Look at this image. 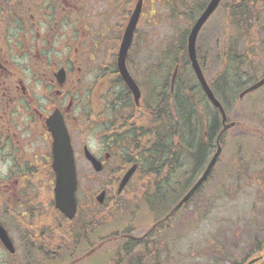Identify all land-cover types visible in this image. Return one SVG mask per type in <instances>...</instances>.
<instances>
[{
  "label": "flooded vegetation",
  "instance_id": "1",
  "mask_svg": "<svg viewBox=\"0 0 264 264\" xmlns=\"http://www.w3.org/2000/svg\"><path fill=\"white\" fill-rule=\"evenodd\" d=\"M136 1L0 0V228L15 247L12 254L0 240L6 255L2 264H12L18 245L31 260L54 253L53 243L64 216L55 206L54 137L48 126L53 118L65 127L77 171L80 162L87 163L89 177L95 178L114 165L111 174L116 176V188L135 169L126 188L133 181H147L161 202L168 197L182 199L206 171L217 147L219 126L205 159L195 157L186 131L175 126L179 108L195 111L183 93L187 88L183 73L193 75L196 93L211 104L188 60L187 41L181 48L187 61L176 63L172 73L165 55L148 62L146 99L138 85L141 97L136 102L122 81L117 58ZM172 2L143 0L136 33L143 19L150 16L148 3L164 9ZM210 2L195 12L185 8L182 16L194 20L193 27ZM133 46L134 41L131 49ZM247 57L248 85H252L256 82L251 77L256 71L255 57L252 53ZM117 82L125 86L124 93L111 87ZM194 114L197 118L196 111ZM213 125L203 132L207 145ZM194 130L199 132L201 126L195 124ZM78 179L79 214V171ZM202 188L192 193L188 204ZM99 193L91 194L88 205ZM167 221L168 216L154 228Z\"/></svg>",
  "mask_w": 264,
  "mask_h": 264
},
{
  "label": "rangeland",
  "instance_id": "2",
  "mask_svg": "<svg viewBox=\"0 0 264 264\" xmlns=\"http://www.w3.org/2000/svg\"><path fill=\"white\" fill-rule=\"evenodd\" d=\"M208 1L173 0L170 3L172 6L166 5L164 9L156 3H148L146 12L150 16L140 24L128 57L129 69L143 88L145 99L148 95V62L165 55L171 63L172 73L176 63L187 61L181 48L186 46L194 20L192 22L182 16L183 9L191 7V11L195 12ZM237 1L240 0H224L221 3L200 33L197 51L210 85L215 87L223 81L220 91L226 100V105L222 102L229 122L241 126L225 133L223 151L214 174L199 195L151 235L150 239L158 243L161 238H166L164 248L167 251L162 256V264H249L255 258L264 259V87L239 99V94L250 82V75L247 74L249 66L247 64L245 69L237 72L233 61V56L246 59L247 54L252 53V58L256 57L252 60L255 64L253 70L256 71L251 77L257 81L264 75V50L253 51L248 45L259 44L263 49L264 46L263 40H259L256 34L249 37L247 44L236 37L237 31L230 25L229 18L232 6L239 4ZM258 5L262 7V4ZM183 76L187 86L183 93L189 97L198 114L196 123L201 126L202 134L211 126L215 118L214 110L203 94L196 93L193 75L189 72L188 75L183 73ZM111 87L118 93L126 91L125 86L118 82ZM146 103L149 104L147 100ZM255 131H260V134ZM115 168L110 165L105 173L94 178L89 177L87 163L78 164L81 181L79 219L83 220L92 211L91 215L101 218V227L87 240V245L78 246L76 251L73 252V249L68 253L58 249L60 257L50 259L44 256L37 260H31L18 245V254L11 260L12 264H113L119 258H125L127 262L126 252L123 251H126L128 240L133 238L135 241L149 233L181 198L173 201L174 198L168 197L161 202L150 191L147 181L131 182L118 196L116 176L111 174ZM103 189L109 192L106 204L100 207L94 200L88 205L91 194ZM61 225L62 221H59V227ZM115 235L116 238L123 235L129 237L111 241L89 257L80 259L90 249L98 247L103 239ZM5 258L0 249V264ZM258 264H264V260Z\"/></svg>",
  "mask_w": 264,
  "mask_h": 264
},
{
  "label": "water",
  "instance_id": "3",
  "mask_svg": "<svg viewBox=\"0 0 264 264\" xmlns=\"http://www.w3.org/2000/svg\"><path fill=\"white\" fill-rule=\"evenodd\" d=\"M221 0H212L209 4L206 11L202 14V16L198 19L195 26L192 29V32L189 37L188 41V55L190 62L192 64V67L199 79V82L201 83L205 93L209 97L210 101L216 107L222 117V123L224 125L223 132L231 129L234 127V123H230L226 125L227 122V116L226 112L220 103L218 101L213 92L211 91L209 85L207 84L204 75L201 71L198 59H197V51H196V42L198 35L206 23V21L209 19L211 14L216 10ZM142 11V0H139L137 3V6L134 10V13L129 21L126 34L123 38L121 49L118 56V70L121 74L122 79L124 80L126 86L129 88L130 92L134 95L136 101L139 100L140 97V90L136 82L133 80V78L130 76L127 66H126V59L128 56L129 48L132 44L133 36L137 28V24L139 22V18ZM264 86V78L256 83L255 85L251 86L250 88L246 89L240 97L243 98L245 95L261 88ZM48 126L50 128V131L53 134L54 137V144H53V153H54V171L57 175L56 180V187H55V198H56V208L65 215V217L69 220H73L77 213V201H76V191L78 187V180H77V172H76V163L74 158V152L72 149V146L70 144L69 138L67 136L65 127L61 121H57L56 118H53L52 122ZM223 132L220 134L218 139V151L211 160L206 172L201 177V179L196 184L193 191H195L197 188H199L208 178L211 170L216 165L218 158L220 157V154L222 152V148L220 145V139L223 134ZM87 154V153H86ZM88 156V154H87ZM90 158V157H88ZM100 170V169H97ZM133 173V170L123 179L120 188L119 193L122 192V190L125 188L126 184L128 183L131 175ZM189 193L177 206V209L181 208L185 203H187L192 195V192ZM105 199V192L102 193L98 197V201L100 203H103ZM0 239L2 243L11 251L14 252L12 243L10 242V239L8 238L7 233L0 228ZM257 262V260L252 261L250 264H254Z\"/></svg>",
  "mask_w": 264,
  "mask_h": 264
},
{
  "label": "trees",
  "instance_id": "4",
  "mask_svg": "<svg viewBox=\"0 0 264 264\" xmlns=\"http://www.w3.org/2000/svg\"><path fill=\"white\" fill-rule=\"evenodd\" d=\"M239 4H235L232 6L230 10V25L234 26L237 34L236 37L242 40L247 44L249 41V37L256 34L258 39L263 40L264 46V0H240L237 1ZM258 4H262V7L259 8ZM188 9V8H187ZM253 51H261L264 50L259 44L248 45ZM234 55L236 56V50H234ZM264 56V53H263ZM256 58V57H255ZM233 61L236 63L237 72H241L242 69H245L247 66L248 59H243V57H234ZM257 61V59H256ZM217 83L214 87L215 93L218 97L223 101L226 105V100L224 99V94L222 90L220 91L222 86ZM195 112V111H194ZM194 112L189 107H181L178 110V122L176 127H180L181 130L186 131V139L190 143V151L195 153V157L205 159V151L210 150L212 147L213 132L216 127L220 128L219 118L216 117L217 111L214 110L215 118L211 122V131L209 132V141L210 144H205V140L203 139L200 131L194 130L197 119ZM216 113V114H215ZM213 116V115H212ZM218 116V115H217ZM218 123H217V121ZM191 130V131H190ZM187 131H190L187 134ZM260 134V131H255ZM191 137V139H189ZM173 139L171 143H173ZM172 146V145H171ZM161 200V198H159ZM90 224H87L86 221H81L80 219H75L73 222H67V224H63L59 228V234L62 238L60 243V251L67 252L68 249L75 248L81 246L82 244L89 242V240L94 232L98 231L99 222H96V219H90ZM150 237L142 240L141 242L134 241L133 239L128 240L126 243V252L125 257H127V262L125 258L118 259L117 262L113 264H162V256L166 253V238H161L160 243L155 240L149 239ZM104 241L111 242L114 240H118L115 236H111L103 239ZM262 258V257H261ZM264 260V259H262Z\"/></svg>",
  "mask_w": 264,
  "mask_h": 264
},
{
  "label": "bare ground",
  "instance_id": "5",
  "mask_svg": "<svg viewBox=\"0 0 264 264\" xmlns=\"http://www.w3.org/2000/svg\"><path fill=\"white\" fill-rule=\"evenodd\" d=\"M244 89H245V88H244ZM222 103H223V102H222ZM223 104H224V103H223ZM220 155H221V154H220ZM180 209H181V208L177 209V206L174 208V210H177V211L180 210Z\"/></svg>",
  "mask_w": 264,
  "mask_h": 264
}]
</instances>
